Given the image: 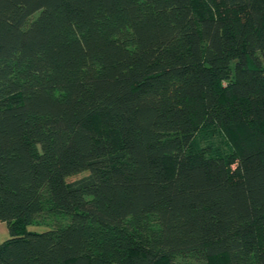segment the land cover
I'll return each mask as SVG.
<instances>
[{"label": "trees", "instance_id": "trees-1", "mask_svg": "<svg viewBox=\"0 0 264 264\" xmlns=\"http://www.w3.org/2000/svg\"><path fill=\"white\" fill-rule=\"evenodd\" d=\"M0 222V264H264V0H0Z\"/></svg>", "mask_w": 264, "mask_h": 264}, {"label": "crops", "instance_id": "crops-1", "mask_svg": "<svg viewBox=\"0 0 264 264\" xmlns=\"http://www.w3.org/2000/svg\"><path fill=\"white\" fill-rule=\"evenodd\" d=\"M10 236L6 222H0V243L7 240Z\"/></svg>", "mask_w": 264, "mask_h": 264}, {"label": "rangeland", "instance_id": "rangeland-1", "mask_svg": "<svg viewBox=\"0 0 264 264\" xmlns=\"http://www.w3.org/2000/svg\"><path fill=\"white\" fill-rule=\"evenodd\" d=\"M85 174H87V173H81V174H78V175H75V176H72V177H70L69 178V181H75V180H77V179H80L81 177H83ZM32 229H37V230H43V228H40V227H34V228H32ZM226 262V260H221V262ZM216 264H221V263H219V262H217ZM223 264V263H222Z\"/></svg>", "mask_w": 264, "mask_h": 264}]
</instances>
